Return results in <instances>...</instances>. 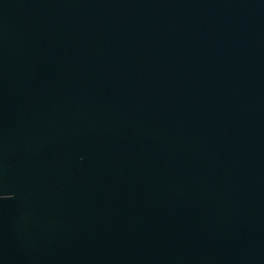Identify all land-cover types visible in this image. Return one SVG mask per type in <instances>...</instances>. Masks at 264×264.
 Masks as SVG:
<instances>
[{"label": "water", "instance_id": "obj_1", "mask_svg": "<svg viewBox=\"0 0 264 264\" xmlns=\"http://www.w3.org/2000/svg\"><path fill=\"white\" fill-rule=\"evenodd\" d=\"M0 264H264V0H0Z\"/></svg>", "mask_w": 264, "mask_h": 264}]
</instances>
